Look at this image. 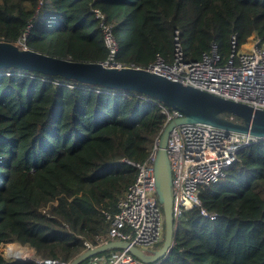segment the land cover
<instances>
[{"label":"trees","instance_id":"1","mask_svg":"<svg viewBox=\"0 0 264 264\" xmlns=\"http://www.w3.org/2000/svg\"><path fill=\"white\" fill-rule=\"evenodd\" d=\"M94 8L111 25L114 61L140 68L156 55L172 62L176 35L184 60L200 59L211 43L227 56L232 35L238 45L264 37V0H0V42L21 47L25 36L36 52L103 62ZM162 106L131 90L0 69V243L69 263L86 242L106 241V214L136 175L124 159L146 158L164 127ZM199 202L181 212L157 264H264V138L238 150ZM0 264L39 263L0 253Z\"/></svg>","mask_w":264,"mask_h":264},{"label":"built area","instance_id":"2","mask_svg":"<svg viewBox=\"0 0 264 264\" xmlns=\"http://www.w3.org/2000/svg\"><path fill=\"white\" fill-rule=\"evenodd\" d=\"M93 12L99 18L102 40L108 50V56L102 63L106 66L137 67L114 61L118 45L111 25L105 22L104 14L99 9L94 8ZM24 39L25 36L22 37V48H25ZM144 69L219 97L264 109L263 36H250L246 42L238 45L235 35H232L231 49L227 56H222L217 51L216 44L211 43L209 52L203 53L200 59L184 60L176 35L172 62H166L162 56L156 55L154 61ZM151 100L162 104L155 99ZM161 112L165 116L164 126L183 116L179 109L166 105L161 107ZM222 115L238 121L237 117L230 114ZM260 140L259 136L209 123L175 124L168 132L165 146L171 170L172 215L175 223L183 210L199 205L201 187L217 183L225 176L226 169L235 160L238 150ZM158 142L159 136L154 138L152 147L142 162L124 159L127 164L136 168V175L119 199L117 211L106 214L111 223L107 232L108 239L104 242L128 241L147 254L160 246L164 235V218L154 178ZM202 213L210 218L215 217L205 211ZM85 244L86 248L93 246L87 242ZM156 244L158 245L155 246ZM28 261L68 264L54 259H42L35 251L20 262ZM158 261L145 262L127 248H120L95 254L87 264H157Z\"/></svg>","mask_w":264,"mask_h":264},{"label":"water","instance_id":"3","mask_svg":"<svg viewBox=\"0 0 264 264\" xmlns=\"http://www.w3.org/2000/svg\"><path fill=\"white\" fill-rule=\"evenodd\" d=\"M5 68L33 70L48 75H59L81 83L135 91L163 105L179 109L183 113L181 118L174 119L163 127L154 162L156 195L164 218L161 245L147 254L128 241L110 240L86 248L68 264H79L99 252L110 249L127 248L136 257L148 263L155 262L167 254L173 243L176 223L172 215L171 170L165 146L168 132L175 124L209 123L264 138V109L219 97L144 68L106 66L102 62H76L22 48L12 43L0 42V69ZM222 114H230L239 120L232 121Z\"/></svg>","mask_w":264,"mask_h":264},{"label":"rangeland","instance_id":"4","mask_svg":"<svg viewBox=\"0 0 264 264\" xmlns=\"http://www.w3.org/2000/svg\"><path fill=\"white\" fill-rule=\"evenodd\" d=\"M19 189H20V191H22V187H19ZM8 243H14V244H10V245H8V246H6ZM8 243H0V253L5 257V258H8V259H13V260H17V261H21V259H19V258H16V256H12L13 255V253L12 252H8V249H9V247H11L12 245H17V246H20L21 247V249L23 250H27V249H29V250H33V251H35L32 247H30V246H28V245H21V244H19V243H17V242H8ZM17 243V244H16ZM158 244H156L155 246H157ZM36 252V251H35ZM18 257V256H17ZM23 257H28L27 255H25V256H23Z\"/></svg>","mask_w":264,"mask_h":264},{"label":"bare ground","instance_id":"5","mask_svg":"<svg viewBox=\"0 0 264 264\" xmlns=\"http://www.w3.org/2000/svg\"><path fill=\"white\" fill-rule=\"evenodd\" d=\"M8 252H12L13 253L12 256H16V258H19L22 260V259L28 258L32 254L33 251L29 249L25 251L24 249L22 250L20 246L12 245L11 247H9ZM25 255H27L28 257H23Z\"/></svg>","mask_w":264,"mask_h":264}]
</instances>
